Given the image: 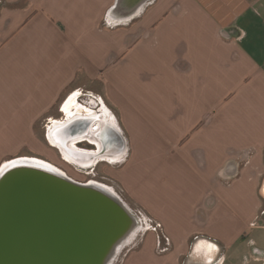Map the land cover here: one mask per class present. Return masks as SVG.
I'll return each instance as SVG.
<instances>
[{"label":"crops","instance_id":"0c3cea01","mask_svg":"<svg viewBox=\"0 0 264 264\" xmlns=\"http://www.w3.org/2000/svg\"><path fill=\"white\" fill-rule=\"evenodd\" d=\"M114 2L0 0V133L18 131L0 158L45 119L46 137L108 122L126 135L108 174L161 231L122 264H264V0H154L109 29ZM80 81L113 113L63 103ZM95 151L76 148L83 169Z\"/></svg>","mask_w":264,"mask_h":264},{"label":"water","instance_id":"95a60500","mask_svg":"<svg viewBox=\"0 0 264 264\" xmlns=\"http://www.w3.org/2000/svg\"><path fill=\"white\" fill-rule=\"evenodd\" d=\"M152 1L115 0L108 17L129 20ZM87 122L74 130V140L91 131L94 121ZM72 138L65 137L62 148L74 160L80 155L68 147ZM44 163L18 158L0 168V264H111L138 228L137 217L109 188L75 181Z\"/></svg>","mask_w":264,"mask_h":264},{"label":"rangeland","instance_id":"374dc122","mask_svg":"<svg viewBox=\"0 0 264 264\" xmlns=\"http://www.w3.org/2000/svg\"><path fill=\"white\" fill-rule=\"evenodd\" d=\"M151 4V3H150ZM149 4V5H150ZM22 5V3H21ZM138 15V14H137ZM136 15V16H137ZM135 16V17H136ZM134 17L126 20V21H116V22H111L108 15H107V22L106 26L109 29H118V28H124L126 27V24H130L131 22L134 21ZM110 21V22H109ZM109 22V24H108ZM103 26V25H102ZM78 85V91L76 92H71L67 95V97L64 96V101L63 103H66L70 97H73V95H78L79 93H84V94H92L94 95L97 99L100 100V102L109 110L112 111V105L108 102V100L104 99V92H103V85L95 81V83L91 82H86V81H80L77 83ZM77 90V89H76ZM103 98V99H102ZM83 99V98H82ZM74 100V101H73ZM81 100V99H80ZM79 100V102H80ZM73 103L77 105L76 100L72 99ZM62 103V104H63ZM68 103V102H67ZM66 103V104H67ZM81 103V102H80ZM65 104V105H66ZM83 104V103H82ZM102 104H100V107L102 108ZM55 109L51 115V120L53 118H56L57 120H61L64 118V114L60 111L61 109ZM114 109V108H113ZM106 110V109H105ZM66 111V110H65ZM75 112V110H74ZM50 122L49 119L42 120L40 123L35 125L33 127V133H35V137H32V141L30 145H24L23 143L19 142V139L15 140V146L18 147V151L16 150L13 154L11 155H6L2 158H0V166L2 167L5 163L12 159H18V158H34L37 160H42L46 163H50L53 167L57 168L58 170L62 171L63 173L67 174V176L75 181L81 182V183H97L100 185H103L107 188H109L113 193H115L118 197H120L124 203L130 208V210L135 214L139 221L138 228L131 234V236L127 239V241L120 247L118 250L117 255L113 259L111 264H122L125 256L133 249L137 248L140 246L141 241L144 237V233L147 230H157L158 232L160 231V228H158V225L155 221L152 220V218L144 213L142 210H140L136 205H134L125 192L121 189V187L116 184L111 177L109 176V171H110V166L107 162H99L95 166H93L90 169H83L80 168L76 165H73L72 163L70 164L69 161L73 162V159L70 157H67L65 154L63 155L56 143L50 139V137H46V133L49 129L48 125ZM144 129V127H142ZM13 129H17L16 127H12V129H9L8 127H3L2 133H0V137H2V145L7 144V147H9V144L12 141V133L17 136L18 131ZM1 130V126H0ZM147 135L145 137H150L154 138L153 134L150 130H147ZM59 142L64 145L62 138L58 139ZM1 148V146H0ZM79 160L82 158H76L74 157V160ZM161 162L164 161L165 159H160ZM80 161V160H79ZM160 162V163H161ZM75 163V161H74ZM0 167V168H1ZM234 196V195H233ZM235 197V196H234ZM236 200V197H235ZM246 207V206H244ZM250 208V206H249ZM262 218H264V209L261 214ZM262 221V220H261ZM261 231L259 229H253L252 231V238H256V236L260 235ZM161 242L162 245H165V239L161 237ZM245 258H242V261H244Z\"/></svg>","mask_w":264,"mask_h":264},{"label":"flooded vegetation","instance_id":"af4514ba","mask_svg":"<svg viewBox=\"0 0 264 264\" xmlns=\"http://www.w3.org/2000/svg\"><path fill=\"white\" fill-rule=\"evenodd\" d=\"M81 101L82 103L86 104L88 108H90V110H92L94 115H103L105 112V109L102 107H100V104L97 103L95 101V99H93L92 97H90L89 95H85V96H81ZM83 98V99H82ZM107 114V113H106ZM108 116V114H107ZM99 126V125H98ZM115 125H112L108 122H101L100 123V127L97 130H92L90 134H95L94 136L96 137H89V139H93L96 138L97 142L92 143V142H87V141H81L87 137H81L80 142H75L74 141V134L71 133H67L64 135H59L58 133L54 134L53 137H50L51 140L54 141V143H56V145L58 146L60 152L64 155L66 154V151H64V149L62 148V143L58 141V139L62 138L63 143L67 142V140L65 139V137H71L73 136L72 140H70V142L68 141V147L72 150L74 149H90V150H96L95 152L97 154H100V158L97 159L98 162L103 161L106 159V157H110L112 155H117V154H123V152L126 149V135H124L123 133V137H119L118 136V131L116 129V127H114ZM71 135V136H70ZM99 137V138H98ZM70 164L72 163L73 165H76L80 168L85 167L84 165H86V163L83 162V160L81 161L84 165L82 164H76L73 162L69 161ZM97 162V163H98Z\"/></svg>","mask_w":264,"mask_h":264},{"label":"bare ground","instance_id":"6f19581e","mask_svg":"<svg viewBox=\"0 0 264 264\" xmlns=\"http://www.w3.org/2000/svg\"><path fill=\"white\" fill-rule=\"evenodd\" d=\"M114 22H116V21H114ZM120 22V21H119ZM80 138L81 137H78L77 139H75L74 141H77V140H80ZM53 141V140H52ZM74 151H76V149H74ZM79 151V150H78ZM66 155V154H65ZM67 157H69L68 155H66ZM80 160V161H79ZM75 159L74 161H75V163H82L81 161L83 160V162H84V159L82 158V160L81 159ZM42 161V160H41ZM44 162V161H43ZM44 165L46 166L45 168L46 169H49V170H53V171H59L60 173H62V174H64V175H66L67 176V174H65V173H63L62 171H60V170H58L57 168H55V166L53 167L52 165H50V163H44ZM97 184V183H96ZM104 185V184H103ZM120 249V248H119Z\"/></svg>","mask_w":264,"mask_h":264}]
</instances>
